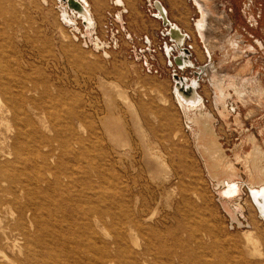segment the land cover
Instances as JSON below:
<instances>
[{
	"label": "rangeland",
	"instance_id": "obj_1",
	"mask_svg": "<svg viewBox=\"0 0 264 264\" xmlns=\"http://www.w3.org/2000/svg\"><path fill=\"white\" fill-rule=\"evenodd\" d=\"M161 1L169 18L192 35L190 42L196 50L205 47L211 54L197 28L203 12L195 1ZM218 1L231 21L229 37L240 42L243 55L232 64L226 50L214 46L209 66L235 75L247 64L246 76L255 78L254 83L264 89V48L257 46V39L264 42V0ZM85 7L95 22L90 29L63 0H0V28L10 32L14 55L21 63L35 76L49 80L52 95L62 96L60 112L67 113L72 107L85 111L88 120L76 135L83 142L70 139V143L78 154L84 153L79 170L96 175L97 202L108 201L113 183L118 182L107 174L114 166L145 208L146 216L140 221L150 228L146 232L168 230L167 243L181 240L189 244L193 255L184 264H202L206 258L218 264H264V217L249 195V187H255L248 169L236 159V154L248 150L249 141L264 146V107L246 108L235 98L226 102L217 94L216 82L233 92L230 76L215 80L206 71L199 88L204 97L202 108L187 105L193 109L187 110L181 104L182 108L164 51L168 38L163 35L162 21L153 16V0H85ZM62 16L71 17L75 24H65ZM192 59L201 65L207 60L204 55L198 60L195 54ZM182 73L195 76L192 69ZM224 106L229 109L227 115ZM203 111L212 115L207 129L213 160L225 156L237 169L230 179L222 172L223 164L211 168L207 163L199 137L202 126L195 121ZM107 125L116 136L107 134ZM1 131L8 133L0 127V148ZM48 133L56 136L53 129ZM107 218L110 223L111 217ZM111 226L104 231L98 228L107 241L114 237ZM247 231H252V240ZM211 248L221 256L208 255ZM183 251L190 253L187 248Z\"/></svg>",
	"mask_w": 264,
	"mask_h": 264
},
{
	"label": "bare ground",
	"instance_id": "obj_2",
	"mask_svg": "<svg viewBox=\"0 0 264 264\" xmlns=\"http://www.w3.org/2000/svg\"><path fill=\"white\" fill-rule=\"evenodd\" d=\"M194 1L203 12L197 28L206 45L226 50L234 64L243 51L240 42L229 37L231 21L223 3L218 0ZM9 33L0 28V127L4 126L10 133L1 131L0 264H149L151 261L184 264L186 258L193 255L189 244L181 240L167 243L164 237L168 230L153 231L152 235L146 232L149 227H144L140 221L146 216L145 208L128 182L120 179L114 166L108 168L107 174L118 182L113 183L108 201L97 202L96 175L91 170H79L84 153L78 154L70 143V139L81 140L76 135L88 120L85 111L72 107L67 113L60 112L59 104L64 102L62 96L52 95L49 80L35 76L14 55L15 45ZM248 68L244 64L235 75L229 74L228 70L222 72L214 65L207 71L215 80L224 81V76H230L228 81L233 92L225 86H217L216 82L217 94L226 102L235 98L246 108L254 104L264 107V89L254 83L255 78L246 76ZM202 103L180 101V106L193 110L187 105L202 108ZM149 105L151 107L153 103ZM223 112L227 115L229 109L224 106ZM203 113L195 121L202 126L199 137L201 146L206 149L207 163L211 168L223 164L221 170L230 179L237 169L225 156L213 160L215 155L212 156L209 149L212 144L207 129L212 123V115ZM104 122L106 124L108 120ZM110 128L107 125L110 132L107 134L112 136ZM52 129L56 136H49ZM249 142L245 154H236V159L242 160L247 167L253 189L264 190V183H260L264 182V146L253 140ZM145 148L150 153L149 146ZM3 182L7 185L3 186ZM107 216L112 219L110 223ZM111 224L114 237L107 241L99 235L98 228L104 231ZM140 236L145 239L144 243ZM246 236L248 240L254 238L252 231H247ZM185 248L190 253L183 251ZM212 249L208 255L221 256L217 249ZM202 264L218 263L206 258Z\"/></svg>",
	"mask_w": 264,
	"mask_h": 264
},
{
	"label": "water",
	"instance_id": "obj_3",
	"mask_svg": "<svg viewBox=\"0 0 264 264\" xmlns=\"http://www.w3.org/2000/svg\"><path fill=\"white\" fill-rule=\"evenodd\" d=\"M67 3L68 9L73 15L82 18L87 29L94 27L95 22L93 16L85 7V0H63ZM153 5L156 11L153 16L162 21L165 28L163 35L168 38L164 42V51L169 59V66L173 68L172 79L174 81V94L185 104H198L204 102V97L199 92L201 81L208 69L209 63L196 64L192 59L193 52L191 47L186 44L190 35L183 31L181 27L173 22L168 15V10L161 0H153ZM65 14V13H64ZM63 14V15H64ZM67 13L66 15H68ZM69 16V15H68ZM62 16V20L67 25H74L75 20L71 17ZM146 42L150 44L148 37H145ZM187 69L194 71V77L184 75ZM249 195L260 216L264 215V190L251 189L249 187Z\"/></svg>",
	"mask_w": 264,
	"mask_h": 264
},
{
	"label": "crops",
	"instance_id": "obj_4",
	"mask_svg": "<svg viewBox=\"0 0 264 264\" xmlns=\"http://www.w3.org/2000/svg\"><path fill=\"white\" fill-rule=\"evenodd\" d=\"M180 27H181V29L183 30V31H185V32H187L186 31V29L184 28V27H182L179 23H177ZM189 35H190V38H189V40L188 41H186V43L188 44V45H190L191 46V48H192V51H193V55L195 54V57L199 60V55H204L205 56V59H207L208 60V58L209 59H213V55H214V52L211 50V48H209L210 49V51H211V54L209 53V51H208V53H207V50L205 49V47H201V46H199V44H198V46H199V49H200V51L201 52H199V51H197L196 50V48L194 47V42H190V41H192V35L189 33V32H187ZM198 42V41H197ZM196 45H197V43H196ZM198 52L199 53H201V54H199L198 55ZM206 60V61H207Z\"/></svg>",
	"mask_w": 264,
	"mask_h": 264
},
{
	"label": "flooded vegetation",
	"instance_id": "obj_5",
	"mask_svg": "<svg viewBox=\"0 0 264 264\" xmlns=\"http://www.w3.org/2000/svg\"><path fill=\"white\" fill-rule=\"evenodd\" d=\"M196 26L194 25V28H195ZM255 38V37H254ZM257 42L259 43V44H257V46L258 47H261V48H264V42L262 41V40H259V39H257ZM256 42V43H257ZM209 60V59H208ZM208 60L206 61V63H208Z\"/></svg>",
	"mask_w": 264,
	"mask_h": 264
}]
</instances>
